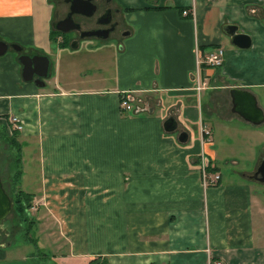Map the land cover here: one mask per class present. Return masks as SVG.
I'll use <instances>...</instances> for the list:
<instances>
[{"label": "crops", "instance_id": "obj_1", "mask_svg": "<svg viewBox=\"0 0 264 264\" xmlns=\"http://www.w3.org/2000/svg\"><path fill=\"white\" fill-rule=\"evenodd\" d=\"M107 1L119 24L110 38L60 46L51 25L62 0H0V40L50 60L38 87L22 81L16 53L0 56V129L22 124L14 178L37 233V250L7 234L0 264H264V184L251 178L264 125L233 113L229 94L248 91L264 112V0ZM224 24L250 48L233 47ZM217 48L222 67L200 64L196 50ZM201 153L216 185L202 184Z\"/></svg>", "mask_w": 264, "mask_h": 264}, {"label": "water", "instance_id": "obj_2", "mask_svg": "<svg viewBox=\"0 0 264 264\" xmlns=\"http://www.w3.org/2000/svg\"><path fill=\"white\" fill-rule=\"evenodd\" d=\"M69 3V12L67 16L57 23L56 30L62 34L71 32L80 33L81 40L88 39H106L107 35H96L92 31H80V26L74 22L73 17L79 16L90 18L96 11V5L92 0H65ZM223 34L229 38L230 44L240 50H247L251 46V38L249 35L239 32V28L235 24H224L221 28ZM106 32V31H105ZM19 46V45H18ZM14 44H7L0 40V56L5 55L9 49H14L17 54V62L21 67V79L25 83H33L35 86L43 87V80L48 78L50 71V60L47 56L37 54L36 52L24 53L22 48ZM229 94L232 102V112L238 114L245 121L253 125H261L264 123V112L258 107L256 99L248 91L231 88ZM165 132H174L176 123L172 118L166 120L163 124ZM186 134L181 132L178 135V142L186 141ZM252 179L256 182L264 184V158L261 164L252 174ZM12 202L8 194L2 187L0 179V220L4 219L11 211Z\"/></svg>", "mask_w": 264, "mask_h": 264}, {"label": "flooded vegetation", "instance_id": "obj_3", "mask_svg": "<svg viewBox=\"0 0 264 264\" xmlns=\"http://www.w3.org/2000/svg\"><path fill=\"white\" fill-rule=\"evenodd\" d=\"M92 2L96 5V11L90 18H84L79 16H74L73 20L80 26V31H92L95 32L96 35L100 34V36H106L107 38H110L115 32L118 27V21L114 19L113 15L115 13V9H111L108 6L107 0H92ZM62 3H64L67 8L65 10V13L63 17L58 18V12L56 13V20L51 25L52 31L58 32L56 30V25L59 21L63 20L68 12H69V3L65 2V0H62ZM106 31V32H105ZM62 34V33H60ZM62 36L66 37L67 42L70 40L72 44H76L80 39V33L71 32L69 34H62ZM74 38H71V37ZM93 39V38H92ZM98 39V38H97ZM101 40V39H98ZM264 158V155L260 156V161L257 165V167L261 164L262 159ZM5 159V156H0V169H2V166H4L5 163H3V160ZM257 169V168H256ZM1 172V170H0ZM1 174V173H0ZM2 187L4 188L2 177L0 175ZM5 190V189H4ZM6 192V191H5ZM7 217V216H6ZM6 217L2 220H0V241L5 240V237L7 235V223H6ZM4 244L0 243V247H2Z\"/></svg>", "mask_w": 264, "mask_h": 264}, {"label": "built area", "instance_id": "obj_4", "mask_svg": "<svg viewBox=\"0 0 264 264\" xmlns=\"http://www.w3.org/2000/svg\"><path fill=\"white\" fill-rule=\"evenodd\" d=\"M183 16H193L192 13L183 10L182 11ZM196 55L198 56V59H201L200 64L203 66L210 68V69H217L222 67L223 61H224V51L221 48L210 50L204 54H201L198 50H196ZM205 86V82L200 80H196L194 82V89L197 92H200ZM120 107L124 111H134V107L131 105L130 102L126 98H123L121 101ZM13 129L15 131L20 132L22 130V124L19 122L16 118H12L10 120ZM200 135H201V144H205L206 146H209L211 132L206 126H200ZM199 167L201 170L202 178H203V185L204 186H212L216 185L218 181L220 180V173L215 168V165L213 163H210L208 159H205L203 153L199 156ZM32 210V207L30 211ZM209 264H223L220 260L214 259L212 261H209Z\"/></svg>", "mask_w": 264, "mask_h": 264}, {"label": "rangeland", "instance_id": "obj_5", "mask_svg": "<svg viewBox=\"0 0 264 264\" xmlns=\"http://www.w3.org/2000/svg\"><path fill=\"white\" fill-rule=\"evenodd\" d=\"M14 29H15V26H12L11 30L15 31ZM8 33L10 34V31ZM3 40L7 44H10V43L12 44V42H9L11 40H9L7 37L3 38ZM13 44L16 46L19 45L17 43L15 44V42ZM9 53L15 54L14 49H9L6 54H9ZM263 125H264V123H263ZM8 140H9V138L6 135L4 136L2 134V130L0 129V156H5V159L3 160V163H5V164H4V166H2V169H0L1 170L0 173L2 175V182L4 185V189H5L6 193L8 194V196L10 197L11 202H12L11 211L7 215L5 220L7 223V225H6L7 226V234L10 236L8 239V242L10 241L11 243L15 244V243H18L19 240L22 239V237H21L22 235L23 236L26 235L28 223H25V222H23V220H20L16 216L15 211H14L15 199L17 196L15 191L18 190V185L16 183H14V181H15L14 173H15V169H16L14 167H16V165L18 164V161H17L18 156H16V151L14 152L13 148H10V146L8 145ZM220 166H221L222 173H225V171L227 169L225 168L224 164L220 165ZM10 174H12L11 179L9 177H7ZM33 232L37 236L36 231H32V234H33ZM63 251H65V250H63Z\"/></svg>", "mask_w": 264, "mask_h": 264}, {"label": "trees", "instance_id": "obj_6", "mask_svg": "<svg viewBox=\"0 0 264 264\" xmlns=\"http://www.w3.org/2000/svg\"><path fill=\"white\" fill-rule=\"evenodd\" d=\"M58 37L61 38V42L59 45L60 46L65 45L67 42L66 37L62 36V34H60L58 32L52 31V33H51L52 41L55 42ZM17 132L18 131L12 130L11 136L6 135L9 138L8 145L10 146V148H13L14 152L16 151V156H18V158H17L18 164L16 165V167H14V168H16L15 173L20 171V170H18V168H19L20 161H21L20 144L16 141ZM14 183H16V182L14 181ZM15 193L17 195V196L15 195L16 196L15 206H14L15 214L20 220H23V222L28 223L27 232H26L25 237L29 240V242L37 250L36 239L32 234V231L34 229V221H33V219L30 218V209L32 207L31 195L22 192L20 189L15 191ZM91 263H93V264H106V261L105 260L101 261L100 258L96 257V258H94V260L91 261Z\"/></svg>", "mask_w": 264, "mask_h": 264}]
</instances>
